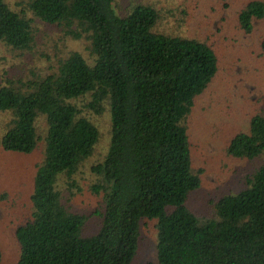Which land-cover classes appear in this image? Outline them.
<instances>
[{
	"label": "trees",
	"instance_id": "trees-1",
	"mask_svg": "<svg viewBox=\"0 0 264 264\" xmlns=\"http://www.w3.org/2000/svg\"><path fill=\"white\" fill-rule=\"evenodd\" d=\"M114 1L27 0L17 11L0 0V43L48 61L27 78L0 79L2 151L29 158L38 150L41 158L29 217L14 230V264H131L143 219L156 221L160 264H264V113L251 116L248 131L224 135L227 154L262 163L245 186L214 201L212 218H201L187 206L202 172L192 168L186 120L217 74L215 50L155 30L160 16L150 5L135 3L121 16ZM236 20L250 33L254 20H264V1L245 2ZM36 21L84 47L36 51ZM85 110L105 112L110 122L106 150L92 166L103 210L88 235L89 216L70 209L58 182L71 186L99 143L100 128Z\"/></svg>",
	"mask_w": 264,
	"mask_h": 264
},
{
	"label": "rangeland",
	"instance_id": "rangeland-1",
	"mask_svg": "<svg viewBox=\"0 0 264 264\" xmlns=\"http://www.w3.org/2000/svg\"><path fill=\"white\" fill-rule=\"evenodd\" d=\"M5 1L11 9L19 11L27 0ZM248 1L251 0H228L225 7L219 0L114 1V9L121 16L135 3L150 5L160 16L155 30L195 38L215 50L217 74L197 98L186 120L192 168L202 172L201 185L190 194L187 206L204 219L214 216V201L245 186L247 177L263 160L261 156L249 160L234 158L226 153L224 145V135L228 131L246 132L251 116L264 113V20H254L250 33L239 29L236 20L239 9ZM35 24L39 31L36 51L44 50L47 55L56 56L72 47H84V41L62 39L60 27L41 26L37 21ZM43 61H36L30 52H12L0 43V79L27 78L29 70H46L48 61L46 58ZM84 113L100 128L99 143L73 174L71 186L64 177L58 182L70 209L89 216L85 230L88 235L96 232L100 221L98 214L103 210V193L93 190L98 177L92 166L101 161L106 150L110 122L105 112L94 115L85 110ZM40 159L38 150L26 158L4 153L0 147L1 264H14L17 260L19 246L14 230L29 217L32 176ZM28 163L31 171H21ZM156 243V221L141 220L138 249L131 264H160Z\"/></svg>",
	"mask_w": 264,
	"mask_h": 264
}]
</instances>
